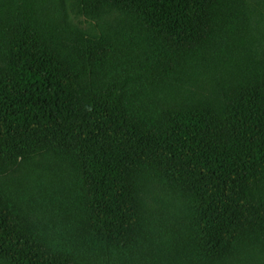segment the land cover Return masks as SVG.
Returning a JSON list of instances; mask_svg holds the SVG:
<instances>
[{"label": "trees", "instance_id": "obj_1", "mask_svg": "<svg viewBox=\"0 0 264 264\" xmlns=\"http://www.w3.org/2000/svg\"><path fill=\"white\" fill-rule=\"evenodd\" d=\"M0 264H264V0H0Z\"/></svg>", "mask_w": 264, "mask_h": 264}, {"label": "rangeland", "instance_id": "obj_2", "mask_svg": "<svg viewBox=\"0 0 264 264\" xmlns=\"http://www.w3.org/2000/svg\"><path fill=\"white\" fill-rule=\"evenodd\" d=\"M79 25L87 30H93L94 28V23L91 21H87L84 18H81L80 20H78Z\"/></svg>", "mask_w": 264, "mask_h": 264}]
</instances>
